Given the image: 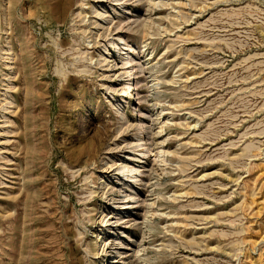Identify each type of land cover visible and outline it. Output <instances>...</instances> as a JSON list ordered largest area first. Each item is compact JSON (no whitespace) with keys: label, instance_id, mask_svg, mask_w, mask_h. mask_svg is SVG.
<instances>
[{"label":"rangeland","instance_id":"1","mask_svg":"<svg viewBox=\"0 0 264 264\" xmlns=\"http://www.w3.org/2000/svg\"><path fill=\"white\" fill-rule=\"evenodd\" d=\"M0 264H264V0H0Z\"/></svg>","mask_w":264,"mask_h":264},{"label":"bare ground","instance_id":"2","mask_svg":"<svg viewBox=\"0 0 264 264\" xmlns=\"http://www.w3.org/2000/svg\"><path fill=\"white\" fill-rule=\"evenodd\" d=\"M121 3V1L120 2H117V4H120ZM155 3V2H154ZM83 6V2L81 3V6L79 7V10H78V14H82L83 13V8L84 7H82ZM96 12V16L95 17H99L100 15H103L100 11H98V8H97V11H95ZM96 18V19H97ZM148 18V17H147ZM92 20L93 22H94V24H96L95 22L97 21V20ZM144 22V21H143ZM114 43V42H113ZM112 46V45H111ZM108 51H104L102 54H101V56L100 57H102L103 58V60H106V56H105V54L107 53ZM101 59V58H100ZM125 61V60H124ZM106 64V63H105ZM104 64V65H105ZM109 64V63H108ZM109 66V65H108ZM132 70H134V68L132 67L131 68V70H130V72L132 71ZM130 74V73H129ZM132 75V74H131ZM130 76H128L127 78H129ZM126 87H128L126 90H125V93L127 92V95H125L122 99H128V98H130V97H132V90H133V87H131V83H128L127 84V86ZM130 96V97H129ZM122 114V113H121ZM125 158H130L128 155H126L125 156ZM79 162V161H78ZM120 165V164H119ZM123 168V167H122ZM132 170V169H131Z\"/></svg>","mask_w":264,"mask_h":264}]
</instances>
